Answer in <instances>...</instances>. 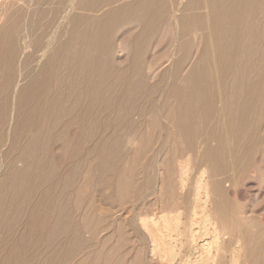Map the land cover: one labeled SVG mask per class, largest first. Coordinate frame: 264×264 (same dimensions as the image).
Returning a JSON list of instances; mask_svg holds the SVG:
<instances>
[{
  "label": "bare ground",
  "instance_id": "1",
  "mask_svg": "<svg viewBox=\"0 0 264 264\" xmlns=\"http://www.w3.org/2000/svg\"><path fill=\"white\" fill-rule=\"evenodd\" d=\"M31 1L26 3L24 21L18 24L21 0H0V126L7 124L6 140L0 147V188L3 181L8 182L10 173L12 176L22 174L25 178L28 168L36 162L31 159L36 147L45 151L50 149L47 135L56 134L54 145L63 158H72L76 154L77 146L71 145L74 139L82 148L90 138L94 139V148L99 146L104 138L102 126L107 110L115 123L112 135L117 133L119 123L124 120L129 122L124 132L135 135L131 115L142 101L155 111L154 116H148L149 121L143 119L149 129L155 131L160 124L162 139L174 136L183 139L181 147L170 148L163 161L170 171L164 181L167 190L158 189L160 195L169 198L171 203L177 202L188 187L190 155L212 168L209 171L203 168L194 177L189 196L191 206L185 216L178 209L162 211L156 222L148 220L150 214L141 215L145 224L151 223L145 228L148 248L142 263L257 264L258 255L254 250L250 251V247L245 248L242 236L234 239L230 249L225 247L234 229L225 218V199L228 189L234 187L238 179L223 174L227 165L217 154L223 147L219 126L206 125L213 121H209L211 116L224 117L227 108L224 124L227 140L237 142L238 148H254L260 117H256L253 127L249 118L252 104L249 99L257 96L264 101V0H61L54 8L48 7L51 18L46 23L42 17H37L45 11L38 7L32 9ZM29 15H32L30 24ZM33 22L35 26L45 27L46 35L44 43H37L32 49L29 32ZM66 23L70 26L69 37L59 42L60 29ZM156 27L162 29L157 37L152 34ZM169 27L172 29L168 33ZM119 28V55L115 60L110 58L111 41ZM152 39L155 40L154 59L150 61L146 47ZM24 59L27 64L23 69H30V74L37 70L32 77L22 72ZM15 64L16 73L13 72ZM167 66L168 78L173 84L154 100L157 87L150 81ZM211 68L217 76L216 95L209 91L212 88ZM126 70H131L132 74L126 75ZM181 73L184 75L179 78ZM91 75L97 77L96 83L103 86L101 90L93 92L89 89ZM226 75L231 80L223 83ZM125 82L128 86L121 92L120 87ZM169 93L179 97L178 104L167 102ZM77 107L82 109L76 118L72 110ZM61 114L65 123L59 129ZM201 120L205 124L198 125L196 121ZM38 128L39 136H32L27 143L24 138L23 143L16 140ZM259 139L256 138L263 146L264 136ZM209 141H217L218 145L212 149ZM121 143L109 146L103 143L101 152L106 145L105 152L112 150L118 157L126 148ZM150 143L151 137L142 147L143 153L150 150ZM213 150L216 157H213ZM181 151L186 152L182 160L177 159ZM10 154L14 157L9 158ZM158 154L159 150H155V164ZM235 156L236 162L233 159L231 166L240 164L241 167V156L239 153ZM259 156L261 160L256 169L261 171L260 180L264 181V149ZM247 162L251 163L252 158ZM37 163L40 167L44 165L41 159ZM78 166L79 163L71 166L62 190L75 181ZM98 167L103 174L114 170L102 156ZM52 174L50 170L48 177ZM171 182L176 184L175 189ZM101 184L120 185V181L102 180ZM130 184L134 185V182ZM131 193L132 189L121 192L119 201H125ZM3 198L0 193V199ZM58 206L59 211L51 214V224L43 215L36 222L39 236L47 227L51 230L46 235L48 246L55 244L68 227L70 210L66 202ZM37 208H42L40 200ZM85 228L90 235L97 231L95 227ZM9 232V229L4 230L3 236L8 237ZM74 234L78 244L88 242L78 228ZM72 255L73 252H68L67 258ZM260 264H263L262 258Z\"/></svg>",
  "mask_w": 264,
  "mask_h": 264
},
{
  "label": "rangeland",
  "instance_id": "2",
  "mask_svg": "<svg viewBox=\"0 0 264 264\" xmlns=\"http://www.w3.org/2000/svg\"><path fill=\"white\" fill-rule=\"evenodd\" d=\"M29 1L31 0H21L20 2L21 17L18 20V24H22L24 21L26 3ZM60 2L61 0H32L31 4L33 5L32 9L38 7L39 10L45 11L42 15L37 14V17H42L43 23H46L51 18V14H48V7L51 5L54 8ZM31 20L32 15H29L28 24L32 22ZM170 29L172 27L168 28V33ZM65 30L67 32L60 36ZM69 30L70 26L67 23L61 27L58 37L59 42L65 41L69 37ZM161 30L160 27H156L153 29L152 34L154 33L155 37H157L160 35ZM120 32V28L116 30L111 41L110 58L115 60H117L119 55L117 54V48L120 45ZM29 35L32 49L37 43L42 45L45 41V27L39 24L35 26V22H33ZM162 36L167 37L168 35L163 34ZM154 41L152 39L151 43L146 47L150 61L154 59L152 50ZM16 56H18V53ZM22 64L23 74L29 75L30 69H23L27 64L25 59ZM168 67L158 73V77L150 81L151 85H156L157 87L154 100L158 94L165 93L173 84V80L168 78ZM16 69L17 66L15 64L14 73H16ZM36 72L37 70L32 72L30 77L35 75ZM125 73L126 75L132 74V71L126 70ZM183 75L184 73H181L179 78H182ZM209 77L212 84V88L209 89L210 94L216 95L218 93L217 76L212 68ZM226 77L227 75L222 79L223 83L231 80V77ZM88 79L89 89H93V92L101 90L103 86L96 83L97 77L95 75H91ZM176 82L181 84L179 80ZM127 86V82L123 83L120 91L124 92ZM10 94L11 89L9 97ZM140 94H143V92H140ZM221 94L224 96L223 89ZM167 96L168 103L178 104V96L170 93ZM245 98L248 97L245 96ZM249 101L252 103L249 118L252 119L253 127L256 125V117H260L257 130H255V134L258 137L254 138L253 149H246L243 146L238 148L237 142L227 140L228 134L224 126L227 119V108L224 117L222 115L216 119V115L211 116L209 121H213L207 123L206 126H213V128L219 126L223 147L220 149V154H217L227 165L223 174L225 177L235 176L238 179L235 186L228 189L225 199L227 207V216L225 215V218L234 226L232 233L230 232L231 236L228 237L225 243V247L230 249L234 239L242 236L245 241V248L248 249L250 247V251L254 250L255 254L258 255L257 264H260L261 258L264 264V181L260 180L261 171L256 169L261 160L259 153L264 149V145L262 146L260 141L256 140V138L259 139L264 136V101H260V98L257 99V96L251 98V100L249 99ZM81 109L82 107L72 110L76 118L77 112ZM107 111L102 126L105 131L104 138L99 146L96 147L97 149L93 146V138H90L86 145L83 146L84 148H82L77 139H74L71 145L72 147L77 146L76 154L72 158L68 156L63 158L58 148L54 145L56 134L47 135L46 139L49 138L47 141L50 144V149L45 151L36 147L37 150H34L31 156V159L36 162L28 168L25 178H23L22 174H13L12 176V173H10L8 177L9 180L12 177V180L2 182L0 193H2L4 198L0 199V204H3L0 207V264H144L142 260L148 248L145 228H149L151 223L150 225H148L149 222L145 224L141 220L143 218L141 215L150 214L148 220L153 219L156 222L162 211H175L178 209L185 216L191 206V198L189 196L194 177L201 169L205 168L209 171L212 168L208 166V163L202 164L203 162L193 154L190 155L192 162L188 172V187L175 204L171 203L169 198L158 193V189L163 187V191L167 190V182L164 181L167 179L170 169L165 167L163 161L167 159L169 154L167 152L170 148L181 147V144H183L181 136L162 139L160 136V124L156 126L155 131L152 128L149 129L146 125L147 122L143 119L146 118V121H149L148 116H154L155 111L154 108L150 109L146 104L144 105L142 101L138 102L135 112L131 115L135 122L133 127L136 130V134L130 136L128 134L129 131L124 132L129 125V122L124 120L119 123L117 133L112 135L115 123L111 116L107 115ZM138 117L140 118L138 119ZM63 118L64 116L61 114L58 121L60 124L59 129L65 123ZM5 119H7V116ZM196 122H198V125H202L201 123L205 124L202 120L201 122ZM6 125L5 123L3 127L0 126V147L6 140ZM40 125H42V122ZM32 136H39V128L17 137L16 140L20 143L24 138L26 139L24 143H27V139L32 138ZM150 137L151 148L147 153H143L142 147L146 144V141L148 142ZM119 142H122V147L126 146V148L118 154V157L112 150L105 152L107 149L106 145L109 146ZM103 143L107 144L104 147V151L101 152ZM209 145L213 149L218 143L217 141H209ZM155 150H159L158 163L156 164L153 162ZM237 153L241 156L243 165L239 167V164L232 167L231 162ZM178 155L180 156L177 159L182 160L185 158L186 152L181 151ZM101 156L104 157L105 162L110 167H113V171L109 170L105 174L101 173L98 167ZM13 157L14 154H10L9 158ZM213 157H216L215 151ZM249 158H252L251 163L247 162ZM40 159L44 163L42 167L37 163ZM209 162L211 163L212 161L210 160ZM75 163H79L77 178L67 189L62 190L65 177ZM19 166L22 167L21 164ZM19 166L17 168H20ZM50 170L53 171V174L49 178ZM113 179H118L120 185L109 186L101 184L102 180L107 182ZM131 181L134 182V185L130 184L129 186L128 184ZM171 184L174 185L175 189L176 184L174 182H171ZM130 189H132V193L129 197L125 201L120 202L118 198L122 195L121 192ZM139 198L141 199L137 202ZM39 200L42 206L40 210L37 208ZM65 202L70 210L67 230L58 236L55 244L48 246L46 235L51 230L47 227L43 234L39 236L35 229L36 222L43 215L45 221L51 224L53 222L51 218L52 212L55 210L59 211L58 204H64ZM86 226L87 228L95 227L96 233L90 235L85 228ZM76 228L81 231L83 238L88 240L85 245L78 244L74 234ZM6 229L10 230L8 237L3 236ZM239 229L240 231L238 232ZM69 240H71V243ZM68 252H73V255L69 258H67ZM149 264L156 263L150 261Z\"/></svg>",
  "mask_w": 264,
  "mask_h": 264
}]
</instances>
